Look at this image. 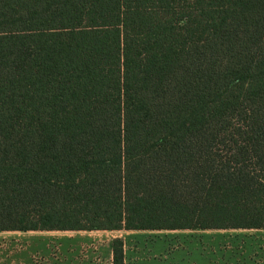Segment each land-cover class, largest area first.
Listing matches in <instances>:
<instances>
[{"label":"trees","instance_id":"obj_1","mask_svg":"<svg viewBox=\"0 0 264 264\" xmlns=\"http://www.w3.org/2000/svg\"><path fill=\"white\" fill-rule=\"evenodd\" d=\"M259 229L264 0H0V232Z\"/></svg>","mask_w":264,"mask_h":264},{"label":"rangeland","instance_id":"obj_2","mask_svg":"<svg viewBox=\"0 0 264 264\" xmlns=\"http://www.w3.org/2000/svg\"><path fill=\"white\" fill-rule=\"evenodd\" d=\"M264 264V229L0 232V264Z\"/></svg>","mask_w":264,"mask_h":264}]
</instances>
